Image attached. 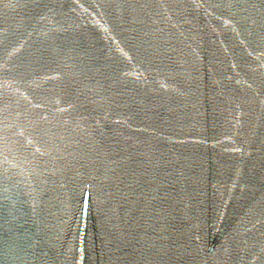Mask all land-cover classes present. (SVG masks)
Listing matches in <instances>:
<instances>
[{"label":"water","instance_id":"water-1","mask_svg":"<svg viewBox=\"0 0 264 264\" xmlns=\"http://www.w3.org/2000/svg\"><path fill=\"white\" fill-rule=\"evenodd\" d=\"M0 264H264V0H0Z\"/></svg>","mask_w":264,"mask_h":264}]
</instances>
